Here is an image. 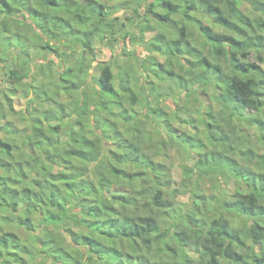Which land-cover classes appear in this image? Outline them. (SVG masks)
<instances>
[{"label":"clouds","instance_id":"clouds-1","mask_svg":"<svg viewBox=\"0 0 264 264\" xmlns=\"http://www.w3.org/2000/svg\"><path fill=\"white\" fill-rule=\"evenodd\" d=\"M172 2L176 7L168 14L176 23L161 26L153 13L162 11L164 0H14L11 8L0 0V111L7 112L11 96L19 110L10 118L21 126L16 134L0 131V137L20 150L27 181L19 188L31 187L43 201L19 193L13 222L31 214L29 205L41 216L34 232L20 229L19 242L0 240V264H40L45 256L49 264H72L56 240L80 251L86 245L95 253L93 264H214V255L231 264L224 256L233 248L247 264H264V227L259 235L254 228L264 225V175L246 171L264 173V145L256 146L264 138V0L239 4L247 18L231 0H218L233 21L217 28L233 37L222 45L208 43V33L201 35L189 16L190 9L201 13L206 0ZM53 4L56 9L47 7ZM218 16L211 12L213 20ZM233 41L239 43L234 47ZM40 43L50 47L41 50ZM12 88L19 91L12 95ZM57 122L59 146L51 151L65 157L80 148L85 155L75 166L58 159L40 174L49 152L46 136ZM28 145L35 150L28 152ZM132 160L138 175L117 176ZM55 172L68 177L70 194L55 192L49 176ZM0 176L19 180L20 172L14 165ZM113 185L132 198L116 212L105 208ZM5 202L11 203L0 185ZM52 203L61 204L63 215L50 226L44 212ZM97 208L99 214L91 215ZM85 217L96 221L91 234L102 243L71 231L83 227ZM233 229L246 247L222 234ZM5 231L17 229L5 225ZM37 239L41 246L28 254L15 247Z\"/></svg>","mask_w":264,"mask_h":264},{"label":"trees","instance_id":"trees-1","mask_svg":"<svg viewBox=\"0 0 264 264\" xmlns=\"http://www.w3.org/2000/svg\"><path fill=\"white\" fill-rule=\"evenodd\" d=\"M6 3H8L9 8L12 7V3L14 0H5ZM234 8L236 11L240 12L241 15H245V18H247L246 14L244 13L243 9L239 7L240 3H243L244 0H231ZM258 2V0H250L249 5L252 7L254 3ZM218 0H206V7L203 9L201 13L193 14V11L189 10V16L192 20H195L199 24L198 31L201 33V35H204L205 32L208 33V35L204 36V39L208 41V43L211 44H217L222 45L226 43L229 40H233V37L225 36L223 33L218 32L217 28H226L229 24H232L233 21L230 20L227 16L224 15V10L219 8L217 6ZM72 5H65L62 6L65 9L68 7H71ZM47 7L56 9V5H48ZM159 7L162 9V11L154 12L153 18L157 21L158 24L161 26H166L169 21L172 23H176L175 20H173V17L170 16L168 13L172 11L173 8L176 7V5L172 2V0H164V3L159 5ZM34 12L39 13V9L34 8ZM214 11L216 13H219V16L216 20H213L211 18V12ZM42 15H48V13H41ZM77 16L80 17L81 21H86V18L82 16L81 13H76ZM60 19H64L63 17H60ZM226 22V23H224ZM66 24H68V21H65ZM71 27V25H68ZM74 32L81 31L80 28H73ZM49 31H53L51 26H49ZM185 32V36H187V27L183 29ZM164 37L163 32H158V38ZM214 37H218V39H214ZM189 45L193 48H195V41H187ZM238 41H233V46L235 47L236 44H238ZM40 49L43 48H49L50 45L47 43H40L39 45ZM159 51V49H155ZM196 51H199V49H195ZM53 52H55V49H52ZM16 88H13L11 93ZM6 103L8 105L7 112L0 111V120L4 119L2 124H0V131H5L10 134H16L21 130V126L16 125L15 122L10 118L11 116H15L16 110L13 108V104L11 103V98L8 97L6 100ZM2 105H0V109H2ZM165 108L162 107L161 111H164ZM25 115H28L27 112H25ZM176 132L181 133L185 136H189L188 132H185L184 129H177L174 127V124L172 125ZM119 127V125H117ZM207 127V125L205 126ZM60 131V123L57 122L54 124L51 128V132L53 135L46 136L49 152L44 158V163L46 167L41 168L40 174H43L47 171V166H55L57 160H62L64 163H69L70 161L73 162V166H75L74 161L76 160H83L85 153L80 148H72L69 150L65 157H58L57 153L51 151L52 148L58 147L59 142L57 137L55 136V133ZM195 131H198L196 129ZM41 135H46L42 131L39 133ZM122 135H127V133L121 129ZM191 138V137H189ZM203 143V141L201 140ZM88 143H91V140L88 141ZM259 143L264 144V138H262ZM256 146H258L256 144ZM32 145L27 146V151L31 152L34 151ZM249 153L259 156L261 155L260 152H256L255 148H249L247 150ZM20 154L19 148L7 141H5L2 137H0V170L11 172L13 170V167L15 165L16 169L20 172V178L19 180L12 179L10 177L0 176V185H5V194L9 197V200L11 203H0V232H4V237L0 238L4 242L5 245H7L8 238H14L16 241H20L23 236V232L19 233L20 229H23L26 232L32 233L35 230L36 221L40 219V212L37 211L36 208L32 207L31 205L28 206V212L31 213L27 216H20L16 217L15 221L13 222V217L16 215V213L19 210V204L17 202V198L19 196V193L21 191L25 193H32L33 199H36L37 204H42L43 201L41 199H37L39 196V193L33 192L31 187H25L23 189L19 188L20 181H27V175L23 172L21 161L18 159V156ZM7 156L8 159H4V157ZM136 161L132 160L127 163L125 168H120L116 170V175L121 176L123 179L127 180L129 178H132L138 173L135 171L136 168ZM246 171H250L253 175H264V173L256 172L255 169H246ZM50 179L55 180L56 183L52 185V187L55 189V192L60 195H67L70 194L71 186L67 183L68 177L65 175L64 172H55V173H49ZM8 181V184H5V181ZM30 183L33 184L34 187L39 188L40 182L39 181H31ZM63 185V187H59V185ZM112 192L113 195L109 197L110 204L106 205L105 208L108 211L116 212L120 209L121 206H127L132 202V198L128 196H121L119 193L122 191H126L122 186L120 185H113ZM100 209L97 208L95 212H92L90 210L91 215H98ZM9 213L10 215H6L5 213ZM63 212H62V206L60 203H52L47 208V210L44 212V217L47 220V222L51 225H55L59 222V220L62 218ZM235 219V218H233ZM85 225L83 227L74 225L71 231L73 234L77 237H81L83 240H95L94 234H91L92 232V226L96 223L95 220H89L87 217L84 218ZM238 222V221H237ZM5 225H9L10 227H15L17 231H5ZM261 227H264V225L256 224L254 225V228L257 230L256 234L259 235V229ZM226 236V238L231 239L237 247H246L245 241L240 238L238 235V229H233L231 233H222ZM96 243H102L99 240H95ZM57 247L60 249V251L63 253L64 256L69 257L72 261V264H93V259L95 257V253L91 251V249H88L86 245H82L86 250L80 251L79 249H74L69 245L61 243L59 240L55 241ZM41 241L40 240H33L30 244L22 245L20 243H17L15 247L20 248L22 251H25L26 254H28L32 247H40ZM110 245H105V247H109ZM16 255L15 252H9V257H14ZM37 255H44L43 251L38 252ZM21 260L24 259L23 256L20 257ZM214 264H224V261L220 259H216L215 255L213 256ZM225 261H230L231 264H247V261L244 259L243 255L239 251H237L235 248L231 249L230 251L226 252L224 256ZM6 264H11V261H6ZM24 264H28V261L25 260ZM40 264H49L48 258L45 256V258L40 262ZM151 264V262H149Z\"/></svg>","mask_w":264,"mask_h":264},{"label":"rangeland","instance_id":"rangeland-1","mask_svg":"<svg viewBox=\"0 0 264 264\" xmlns=\"http://www.w3.org/2000/svg\"><path fill=\"white\" fill-rule=\"evenodd\" d=\"M249 7H251V6L249 5ZM44 49H46V48H43V49H41V50H44ZM12 89H13V88H12ZM12 89H10V91H12ZM18 91H19V89L16 88L11 94H12V95H15ZM9 97L11 98V96H9ZM13 108H14L16 111H18V110H19V104L17 103V104H15V105H13ZM1 120H2V122H3L4 119H1ZM15 124H16V125H19V123H16V122H15ZM174 127H176L177 129H184L183 126H177L176 124H174ZM195 130H196V128H193V129H192L193 132H195ZM257 145H258V146H261V145H264V144L259 143V141H258V142H257ZM18 232H19V233H22L21 231H18Z\"/></svg>","mask_w":264,"mask_h":264}]
</instances>
